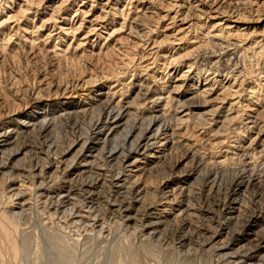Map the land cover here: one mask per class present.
Segmentation results:
<instances>
[{
    "label": "rangeland",
    "instance_id": "374dc122",
    "mask_svg": "<svg viewBox=\"0 0 264 264\" xmlns=\"http://www.w3.org/2000/svg\"><path fill=\"white\" fill-rule=\"evenodd\" d=\"M104 104L128 113L102 149ZM154 115L167 135L105 166ZM0 136V264H227L264 234V0H0ZM84 180L89 227L41 195ZM122 198L133 219L112 215Z\"/></svg>",
    "mask_w": 264,
    "mask_h": 264
},
{
    "label": "bare ground",
    "instance_id": "6f19581e",
    "mask_svg": "<svg viewBox=\"0 0 264 264\" xmlns=\"http://www.w3.org/2000/svg\"><path fill=\"white\" fill-rule=\"evenodd\" d=\"M128 112H126V109L123 108H119L118 110L113 108L112 106H106L105 104L103 105V109L100 115H98L97 119L94 121V124L91 127V134H95L96 138L99 137L101 135V133L106 129V127H108V130L106 132V135L104 137V142L102 144V149L106 148L109 140H111L110 135L113 134L114 132H116L118 130L119 127L122 126V119L124 118L125 115H127ZM162 119V117H161ZM136 120V119H135ZM134 120V121H135ZM150 120V121H149ZM143 121V120H142ZM140 121V122H142ZM161 121V120H160ZM158 119L157 115H154V118L149 119L148 118V122L146 125H142L143 127H139L138 133L135 136V138L133 140L130 141V137L132 135V131H134L135 129H138V127H136L135 122H133L134 124L132 126L127 127V129L124 130L123 135V143L121 144H117L113 147L110 148L109 151L106 152V154L104 155V159H105V166L106 164H108L109 162H112L116 159V162L120 165H123V163H125L127 161V158L130 156V154L132 152H144L146 149L150 148L151 145L154 144L153 139L157 138L158 135L160 134H165L167 135V130L168 128L165 127L166 125L162 124V122H160ZM163 121V120H162ZM165 121V120H164ZM139 122V119H138ZM139 122V123H140ZM254 122V121H253ZM43 123V122H42ZM164 123V122H163ZM142 124V123H141ZM168 124V123H167ZM140 125V124H139ZM47 126V125H46ZM169 126V125H168ZM44 127V126H41ZM42 130V129H41ZM44 130V129H43ZM88 139V138H87ZM115 140V138H114ZM113 140V141H114ZM6 143V139L3 138V136H0V145H5ZM88 142H84L83 146H82V150L85 147L86 149L92 148L94 145H91L92 142L90 143V145L87 144ZM156 143V142H155ZM81 151V150H80ZM104 153V152H103ZM136 161V160H135ZM135 161H133L132 163H130V165L134 164ZM127 164V163H126ZM4 167V166H3ZM44 167V166H43ZM46 167V166H45ZM41 168V167H40ZM42 169V168H41ZM101 169V168H100ZM108 168L105 167V169L103 168L104 172L102 174V171L98 169L97 173L98 177L97 178H102L104 179V182H108L109 185V189L112 190L113 192V200L115 199L117 200L118 198L120 199L122 196V192H121V185H119V175L116 176L115 178L111 177L109 180H105L107 173L106 172H110L107 170ZM42 171V170H41ZM40 171V172H41ZM120 172V171H119ZM11 173V172H10ZM117 173V172H116ZM110 174V173H109ZM25 175V174H24ZM114 175V174H113ZM250 175V174H249ZM247 176V175H245ZM36 177V175H35ZM40 178V176H37ZM122 177V176H121ZM252 177V176H250ZM247 177V178H250ZM96 178V179H97ZM109 178V177H108ZM41 179V183L44 181L47 182L44 178H40ZM43 180V181H42ZM245 178L244 176L241 174L239 177L236 178V185L240 186L245 182ZM250 180V179H249ZM49 181V180H48ZM39 183V182H38ZM247 183V182H246ZM98 180H84L81 183L79 182L76 185L70 186L68 185V188H64V186H62V190L59 191L56 196H48L45 194H41L42 196H46V200L49 204V206L51 205L52 208H54L55 211L59 210L61 207H67L70 206L69 208L71 209L70 215L72 218H78L79 220H84V221H89L90 223H85V225L89 226H93L95 225L98 221H100L99 216L97 215H92L93 210L96 208V206H98V203L100 202V197L99 194L97 192H95V188L96 186H98ZM107 184V183H105ZM40 185V184H39ZM46 186V185H44ZM38 188V187H37ZM128 191V190H127ZM48 193V192H47ZM55 193V191H54ZM72 194L73 198L70 196ZM107 194V193H106ZM111 194V193H110ZM125 194V193H124ZM229 194V193H228ZM129 195V194H128ZM127 195V196H128ZM108 196V195H107ZM104 197V198H107ZM111 195H109L108 197H110ZM226 196V195H225ZM232 195H229L228 198H230L232 200ZM127 198V197H125ZM133 198V197H131ZM234 198V197H233ZM235 199V198H234ZM105 203L107 202V199H104ZM115 200V201H116ZM125 199L122 198L118 204H115V209H114V213L112 214L113 216H116V214H120V213H124L125 214V218L126 220H130L133 219L131 215H129V213H127L129 211L130 208V204H128L127 202L125 203L124 201ZM130 200V199H129ZM227 200V199H225ZM135 201V200H134ZM224 201V199H223ZM261 202V201H260ZM220 203V202H219ZM230 203V202H229ZM256 203V202H255ZM19 205H22L21 203H17ZM47 204V205H48ZM217 204V203H216ZM223 204V203H222ZM220 205V204H219ZM218 205V206H219ZM224 206V205H223ZM254 206V205H253ZM261 205H259L260 207ZM83 207H86L87 210H84V212H87L86 215H84L82 213L83 211ZM192 207V206H191ZM256 207V206H254ZM106 208V207H105ZM222 208V207H221ZM225 208V207H224ZM229 208V207H228ZM258 208V207H257ZM97 209V208H96ZM108 209V208H106ZM109 210V209H108ZM150 210V209H149ZM147 210V208H144V211L142 212V214H140L141 216L139 217L141 222L144 223L143 221H149L151 223H158L159 221H154L153 219H149L151 218L153 215L152 211ZM213 210V209H212ZM184 211V210H183ZM195 211V209H194ZM254 211V210H253ZM257 211V210H255ZM252 212V211H250ZM96 213V212H95ZM141 213V212H140ZM220 213V212H219ZM256 213V212H255ZM260 213L262 215H264V208L262 207L260 209ZM259 214V213H257ZM197 215V214H196ZM190 216V215H189ZM200 216V215H199ZM252 216V215H251ZM254 216V215H253ZM188 217V216H187ZM84 218V219H83ZM124 218V217H123ZM122 218V219H123ZM185 219V218H184ZM231 219V218H230ZM138 220V219H137ZM245 220V219H244ZM247 220V219H246ZM260 220V219H259ZM125 221V220H124ZM128 222V221H127ZM140 222V223H141ZM76 223V222H74ZM145 224V223H144ZM242 224V223H241ZM79 225V224H78ZM83 225V224H82ZM150 225V224H149ZM153 225V224H152ZM183 225V224H182ZM100 226V225H99ZM146 226V224L144 225ZM191 226V225H190ZM141 227V226H140ZM148 227V225H147ZM200 227V226H199ZM86 228V227H85ZM145 228V227H144ZM198 228V227H197ZM262 228V227H261ZM141 229V228H140ZM215 229V228H214ZM264 229V228H263ZM89 230V229H88ZM177 232V231H176ZM216 232L214 231L213 235L211 234V236L209 237V239L211 241H214L216 239ZM2 233L3 236L5 237V239L7 241H9V243L11 242V238H10V233L7 231L6 228H2ZM194 233V232H193ZM185 234V233H184ZM199 234V233H198ZM201 236V235H200ZM207 237V236H206ZM232 237V236H231ZM257 238L254 239L255 243L252 244L249 248H247L245 246V248L247 249H243V250H239L237 248L236 251L233 252H227V253H222L219 257L223 260L227 261V264H240L243 260H245L246 258H249L248 263L247 264H251L252 260L254 259V257H258L260 256L258 259H260V263L257 262L256 264H264V234L260 237L256 236ZM208 239V240H209ZM187 238L183 235L180 236L177 239V243L179 245V247L186 245L187 243ZM207 240V239H206ZM218 242V239L216 240ZM220 242V241H219ZM218 242V243H219ZM220 245V244H219ZM11 252L12 255L15 256L16 255V249L13 245ZM212 246V244H211ZM214 246V245H213ZM217 250L219 252H223V250L226 249L227 246L225 245H221V246H217V244L215 245ZM243 247V246H242ZM241 247V248H242ZM213 249V248H212ZM214 250V249H213ZM216 251V250H215ZM12 256V258H13ZM259 261V260H258ZM219 261H216V263ZM225 263V262H224ZM246 263V262H245ZM223 264V263H222ZM255 264V263H254Z\"/></svg>",
    "mask_w": 264,
    "mask_h": 264
}]
</instances>
